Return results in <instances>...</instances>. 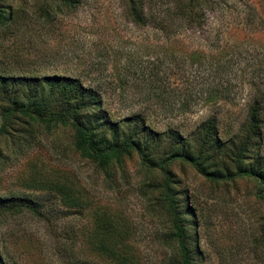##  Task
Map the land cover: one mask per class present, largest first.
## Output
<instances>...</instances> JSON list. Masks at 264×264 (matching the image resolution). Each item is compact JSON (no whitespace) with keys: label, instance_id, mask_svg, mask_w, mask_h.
Segmentation results:
<instances>
[{"label":"rangeland","instance_id":"1","mask_svg":"<svg viewBox=\"0 0 264 264\" xmlns=\"http://www.w3.org/2000/svg\"><path fill=\"white\" fill-rule=\"evenodd\" d=\"M67 1L0 0L2 15L14 11L17 18L0 26V72L79 79L101 92L114 119L144 112L159 131L187 134L214 114L221 127L237 128L245 100L202 97L211 86L236 92L254 64L264 67V0H200L204 23L196 28L177 15L178 0H144L145 27L133 23L127 0ZM249 10L251 23L244 19ZM165 16L167 33L156 25ZM29 121L14 117L21 132L0 137V253L8 264H112L83 242L102 211L131 226L138 264H166L170 251L160 235L167 223L154 198L166 181L196 210L204 264H264V197L256 196L254 179L214 181L181 160L167 164L166 174L151 172L135 153L113 163L109 178L77 151L71 126ZM59 185L83 205L64 204ZM13 197L32 200L42 215L7 208ZM66 228L73 244L62 236Z\"/></svg>","mask_w":264,"mask_h":264},{"label":"trees","instance_id":"2","mask_svg":"<svg viewBox=\"0 0 264 264\" xmlns=\"http://www.w3.org/2000/svg\"><path fill=\"white\" fill-rule=\"evenodd\" d=\"M178 1L177 15L184 17L195 28L202 27V1ZM127 2L133 23L139 27L147 26L149 18L145 14L144 0ZM72 3L71 0L67 1V4ZM1 12L0 10V26H6V22H17L14 11L4 15ZM158 19L161 23L156 22L157 27L167 33L169 26L164 24H168L166 19L170 18L165 16ZM244 19L247 23L254 19L250 10L246 12ZM254 66L253 76L243 81V86L237 87L236 92L229 85L211 86L202 97L206 102L220 99L232 104L236 103L237 98L245 100V114L237 128L232 125L221 127L217 114H214L187 134L171 126L159 131L144 112L114 119L104 107L99 90L85 86L79 79L70 76H20L0 72V103L6 105L0 115V137L16 136L12 131L21 132L10 123L14 117L28 118L30 121L26 123L30 127H33L35 119L54 122L74 129L77 151L109 178L113 163L121 165L122 155L135 153L151 172L166 174L167 164L181 160L214 181H232L239 177L254 179L258 184L256 196L261 198L264 197V67L260 63ZM240 89L242 94L239 93ZM155 97L163 102V95ZM184 106L185 101L181 102V109ZM157 189L158 195L154 198L167 223L160 235L163 245L170 251L166 264H204L205 252L200 246L194 221L196 210L187 205L189 198L185 196V200L181 201L174 193L170 181ZM68 191L70 189L58 186L57 192L61 194L64 204L71 203L72 207L78 208L83 205L82 197H77L74 202ZM10 201L7 208L16 212L26 208L38 217L42 215V211L32 205V200L13 197ZM1 202L2 199L0 204L3 203ZM72 235V230L62 229L64 240H70L73 244ZM84 236L82 233L87 251L112 264L139 262L131 226L124 223L120 215L102 211L95 217L92 229L87 230V235ZM60 237L61 233H57L56 239ZM58 249L64 256L66 247L61 245ZM0 264H8L2 253Z\"/></svg>","mask_w":264,"mask_h":264}]
</instances>
